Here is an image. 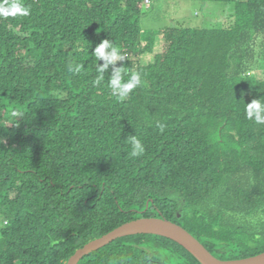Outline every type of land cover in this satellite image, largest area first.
Returning a JSON list of instances; mask_svg holds the SVG:
<instances>
[{"label":"trees","instance_id":"trees-1","mask_svg":"<svg viewBox=\"0 0 264 264\" xmlns=\"http://www.w3.org/2000/svg\"><path fill=\"white\" fill-rule=\"evenodd\" d=\"M201 1L231 5L233 22L144 30L151 0H20L29 15H0V264H67L143 217L182 225L220 259L264 252V125L245 114L264 99V0ZM105 38L142 76L124 99L111 69L93 83ZM79 264L202 263L136 234Z\"/></svg>","mask_w":264,"mask_h":264},{"label":"clouds","instance_id":"clouds-1","mask_svg":"<svg viewBox=\"0 0 264 264\" xmlns=\"http://www.w3.org/2000/svg\"><path fill=\"white\" fill-rule=\"evenodd\" d=\"M30 9L24 6L20 0H5L3 5H0V15L16 16L29 15ZM92 55L95 57L97 77L93 81L94 84L99 85L104 81L105 74H108V87L111 90V95L115 98H126L133 89H136L142 85V76L140 71L128 70L124 71L123 63L126 61L127 56L117 47L114 42L105 38L96 44ZM102 61V63H98ZM84 69V65L81 63H70L68 70L73 75H79ZM127 77V78H125ZM245 114L248 120L255 122L256 124L264 125V99L253 98L249 103H245ZM127 142L130 145V156L139 157L143 155L145 151L144 144L141 139L135 135L127 137Z\"/></svg>","mask_w":264,"mask_h":264},{"label":"water","instance_id":"water-1","mask_svg":"<svg viewBox=\"0 0 264 264\" xmlns=\"http://www.w3.org/2000/svg\"><path fill=\"white\" fill-rule=\"evenodd\" d=\"M136 234H157L173 239L187 248L202 264H264V252L239 259L224 260L215 256L207 247L182 225L159 217L138 218L94 239L78 249L67 264H79L81 259L115 240Z\"/></svg>","mask_w":264,"mask_h":264},{"label":"rangeland","instance_id":"rangeland-1","mask_svg":"<svg viewBox=\"0 0 264 264\" xmlns=\"http://www.w3.org/2000/svg\"><path fill=\"white\" fill-rule=\"evenodd\" d=\"M230 8L232 6L225 3L201 0H151L150 3L144 4L142 27L148 31L177 26L224 27L233 22L234 17L230 14ZM163 44V37L159 36L154 53L145 55L143 60L151 61L156 53L162 52Z\"/></svg>","mask_w":264,"mask_h":264},{"label":"crops","instance_id":"crops-1","mask_svg":"<svg viewBox=\"0 0 264 264\" xmlns=\"http://www.w3.org/2000/svg\"><path fill=\"white\" fill-rule=\"evenodd\" d=\"M209 10L211 11V8H209ZM234 12V8H230V14H232Z\"/></svg>","mask_w":264,"mask_h":264},{"label":"built area","instance_id":"built-area-1","mask_svg":"<svg viewBox=\"0 0 264 264\" xmlns=\"http://www.w3.org/2000/svg\"><path fill=\"white\" fill-rule=\"evenodd\" d=\"M147 2H149V0H147Z\"/></svg>","mask_w":264,"mask_h":264}]
</instances>
